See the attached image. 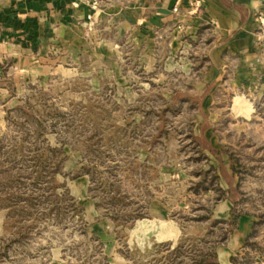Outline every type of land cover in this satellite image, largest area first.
<instances>
[{"label":"rangeland","instance_id":"obj_1","mask_svg":"<svg viewBox=\"0 0 264 264\" xmlns=\"http://www.w3.org/2000/svg\"><path fill=\"white\" fill-rule=\"evenodd\" d=\"M111 62L50 74L0 122V264H210L231 230L212 217L228 168L232 214L257 219L234 262L264 264V95L220 89L204 108L191 73L117 89Z\"/></svg>","mask_w":264,"mask_h":264},{"label":"crops","instance_id":"obj_2","mask_svg":"<svg viewBox=\"0 0 264 264\" xmlns=\"http://www.w3.org/2000/svg\"><path fill=\"white\" fill-rule=\"evenodd\" d=\"M196 1L0 0V122L24 103L28 88L58 72L71 78L77 70L73 63L90 57L101 73L105 68H99L112 61L109 72L117 89L131 87L136 73L160 75L153 85L176 89L169 76L191 73L186 88L204 96V108L218 104L214 93L220 89L264 95V37L256 17L264 0H200V7ZM130 58L139 61L135 69L124 63ZM243 104L249 110L250 104ZM198 127L195 134L201 138L207 131ZM211 146L213 153L221 152L218 141ZM227 172L231 182L221 185L226 195L216 199L212 217L231 224V230L216 248V258L219 264H239L233 258L244 254L257 219L242 213L232 221L230 194L237 176L233 168ZM161 218L164 230L167 222ZM168 226L160 240L177 238L178 227Z\"/></svg>","mask_w":264,"mask_h":264},{"label":"built area","instance_id":"obj_3","mask_svg":"<svg viewBox=\"0 0 264 264\" xmlns=\"http://www.w3.org/2000/svg\"><path fill=\"white\" fill-rule=\"evenodd\" d=\"M95 5V4H94ZM196 7H200V0L195 3ZM174 11H178V7H174ZM91 18V16H89ZM257 20L259 22V31L262 37H264V8L259 10L256 14Z\"/></svg>","mask_w":264,"mask_h":264},{"label":"trees","instance_id":"obj_4","mask_svg":"<svg viewBox=\"0 0 264 264\" xmlns=\"http://www.w3.org/2000/svg\"><path fill=\"white\" fill-rule=\"evenodd\" d=\"M214 153H216V154H220V152H218V151H215ZM238 217H239V215H236V214H232V218H233V220L234 221H236L237 219H238ZM214 249V248H213ZM212 257L214 258V261L213 262H211L210 264H219L218 263V261L216 260V251H213L212 250ZM234 261H235V259H233Z\"/></svg>","mask_w":264,"mask_h":264}]
</instances>
